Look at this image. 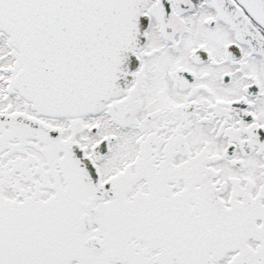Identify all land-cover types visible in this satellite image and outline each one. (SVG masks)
I'll list each match as a JSON object with an SVG mask.
<instances>
[{
	"label": "snow or ice",
	"instance_id": "snow-or-ice-1",
	"mask_svg": "<svg viewBox=\"0 0 264 264\" xmlns=\"http://www.w3.org/2000/svg\"><path fill=\"white\" fill-rule=\"evenodd\" d=\"M0 264H264V0H0Z\"/></svg>",
	"mask_w": 264,
	"mask_h": 264
}]
</instances>
